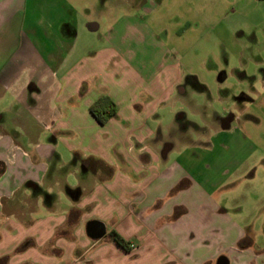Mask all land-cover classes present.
Masks as SVG:
<instances>
[{
	"label": "crops",
	"instance_id": "1",
	"mask_svg": "<svg viewBox=\"0 0 264 264\" xmlns=\"http://www.w3.org/2000/svg\"><path fill=\"white\" fill-rule=\"evenodd\" d=\"M43 1L0 0V101L11 93L16 102L10 127L9 111L0 113V264H264L255 221L264 200L250 211L247 197L227 193L255 174L241 164L233 186L210 183L181 162L197 125L178 111L199 118L188 93L208 88L187 83L193 70L178 59V43L215 39L216 0H173L171 26L162 22L167 0H124L106 11L102 46L82 52L81 32L101 29L88 22L91 5ZM39 39L55 44L42 53ZM102 97L117 108L104 125L90 113ZM229 116L216 117V137L231 129ZM84 119L103 130L108 147L90 153L69 144L82 141L83 128L71 125ZM93 221L106 229L101 239L88 236Z\"/></svg>",
	"mask_w": 264,
	"mask_h": 264
},
{
	"label": "rangeland",
	"instance_id": "2",
	"mask_svg": "<svg viewBox=\"0 0 264 264\" xmlns=\"http://www.w3.org/2000/svg\"><path fill=\"white\" fill-rule=\"evenodd\" d=\"M60 1L43 2L48 5ZM65 2L66 0H62L61 3ZM172 2L173 0H167L163 6L164 14H170L168 18L164 15L166 18L162 21L167 26L177 21L172 13H169ZM124 3V0H73L76 5H91L88 22L101 26L95 33L81 32L76 43L78 52L88 47L102 46V41L97 37L107 30V25L112 20V12H106L107 9L110 10L116 5L123 6ZM104 5L106 9L103 8ZM41 14L46 16L45 12ZM83 14L85 16V12H80L79 16ZM211 14H214L216 22L213 27L215 39H182L178 43L181 50L178 59L184 68L193 70V75L186 74L187 83L195 84L198 81L208 88L207 92L188 93L191 102L201 105L199 118L194 117L190 108L178 111L184 112L188 119L197 125L187 133L194 142L190 144L194 149L181 156V162L183 161L189 169L192 167L190 172L200 176L202 181L230 182L231 186L235 180L233 174L237 166L242 164L249 168L247 174H255L253 179H237V187L232 191L229 189L227 193L233 198L247 197L251 211L255 199L264 200V0H216V11ZM53 15L54 18L58 16L57 13ZM36 43L42 53L55 44L50 39H39ZM191 45H195V48L192 49ZM39 76L35 75L29 81L27 77L22 76L19 83L26 80L27 85H30L36 82ZM47 96L48 94L43 95L42 100L45 101ZM2 100L0 113L9 111L5 121L7 128L10 127V118L16 110V102L11 99V93ZM73 100L81 101L77 96H74ZM42 107L48 110L46 105ZM177 114L174 115L173 121H176ZM229 114L236 118L231 129L224 130L221 136L216 137L221 128L216 117L222 115L229 118ZM94 125L92 119H84L81 123L74 122L71 126L83 128V139L81 141L71 138L69 144L84 148L90 153L108 147L109 141L102 136L103 130ZM69 136L74 137L76 133L71 132ZM212 149L214 151L210 152ZM92 158L90 160H93ZM175 158L176 156H172V159ZM239 170H243L242 166ZM255 221L259 228L264 229V208L257 213Z\"/></svg>",
	"mask_w": 264,
	"mask_h": 264
},
{
	"label": "trees",
	"instance_id": "3",
	"mask_svg": "<svg viewBox=\"0 0 264 264\" xmlns=\"http://www.w3.org/2000/svg\"><path fill=\"white\" fill-rule=\"evenodd\" d=\"M90 113L100 125H104L110 118L116 115L117 108L108 97H102L90 108ZM111 236L114 242L125 249L128 248V243L119 234L112 232Z\"/></svg>",
	"mask_w": 264,
	"mask_h": 264
},
{
	"label": "water",
	"instance_id": "4",
	"mask_svg": "<svg viewBox=\"0 0 264 264\" xmlns=\"http://www.w3.org/2000/svg\"><path fill=\"white\" fill-rule=\"evenodd\" d=\"M88 236L94 240L101 239L106 233V229L103 224L93 221L88 224L87 227ZM218 264H228L225 258H221Z\"/></svg>",
	"mask_w": 264,
	"mask_h": 264
}]
</instances>
